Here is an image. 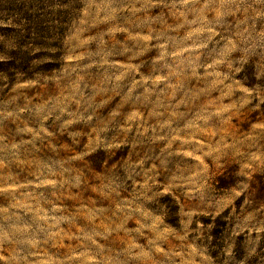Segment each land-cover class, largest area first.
Wrapping results in <instances>:
<instances>
[{
    "label": "clouds",
    "instance_id": "obj_1",
    "mask_svg": "<svg viewBox=\"0 0 264 264\" xmlns=\"http://www.w3.org/2000/svg\"><path fill=\"white\" fill-rule=\"evenodd\" d=\"M38 19L0 34L7 264H264V0H42Z\"/></svg>",
    "mask_w": 264,
    "mask_h": 264
},
{
    "label": "rangeland",
    "instance_id": "obj_2",
    "mask_svg": "<svg viewBox=\"0 0 264 264\" xmlns=\"http://www.w3.org/2000/svg\"><path fill=\"white\" fill-rule=\"evenodd\" d=\"M42 6V0H0V20L5 21V23L0 24V34H6L12 31H15V28L13 25L18 24L22 20L30 21L31 24L29 26H34V23L38 24L39 31L43 32L44 29L41 26V23L38 19V12ZM7 21H11V23H8ZM104 25H98L88 30H78L73 32L69 35H63L61 34V39L64 41V44L67 47H75L76 45H79L81 49L88 48L94 44V42L90 39V36L94 35L97 31L102 30ZM143 39L146 43L151 44L153 43L151 37L147 36L146 34H142ZM37 46L41 48V51L37 53L39 56H49L51 57L52 54L47 53L44 51L45 48H47V41L43 38L36 42ZM154 53H149V55H153ZM70 63L77 62L75 59H70ZM11 64L15 65V62H10ZM118 64H123L122 60L117 61ZM53 64H55V61L51 58L48 60V63L41 65L43 69H48ZM19 69L25 73H27V60L21 58V63L18 66ZM0 70L7 71V66H0ZM31 77V73H28V75L25 77L23 83H24V89L25 91H29L30 89H34L36 86L29 84L27 81ZM256 113L252 114V119H255ZM141 118H143V114H140ZM191 158V157H189ZM251 168V166H249ZM248 179L251 181V186L255 190L252 196L253 201L257 200H264V172H258L253 170L251 172V175L248 177ZM21 183H23V177H21ZM57 183L56 180H49L45 187H53ZM3 188L2 184V177H0V189ZM8 189L10 191L20 192L22 189L18 185H8ZM243 199V197H241ZM6 202L3 200L2 197H0V205L5 204ZM237 205L239 204V201L235 202ZM75 234L74 232H68L65 236V244H68L72 240H74ZM242 239V237H241ZM0 264H7L6 260V254L3 252L2 249H0ZM47 264V262H45Z\"/></svg>",
    "mask_w": 264,
    "mask_h": 264
},
{
    "label": "trees",
    "instance_id": "obj_3",
    "mask_svg": "<svg viewBox=\"0 0 264 264\" xmlns=\"http://www.w3.org/2000/svg\"><path fill=\"white\" fill-rule=\"evenodd\" d=\"M34 26L37 28V30L39 31V27H38V24L37 23H34Z\"/></svg>",
    "mask_w": 264,
    "mask_h": 264
}]
</instances>
